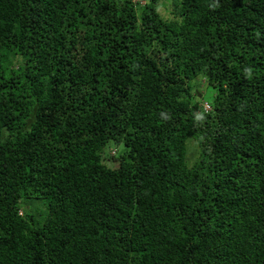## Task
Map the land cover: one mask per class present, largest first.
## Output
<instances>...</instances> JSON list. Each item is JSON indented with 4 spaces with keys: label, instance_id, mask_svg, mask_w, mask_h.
<instances>
[{
    "label": "trees",
    "instance_id": "16d2710c",
    "mask_svg": "<svg viewBox=\"0 0 264 264\" xmlns=\"http://www.w3.org/2000/svg\"><path fill=\"white\" fill-rule=\"evenodd\" d=\"M169 4L0 0V264H264V0Z\"/></svg>",
    "mask_w": 264,
    "mask_h": 264
},
{
    "label": "rangeland",
    "instance_id": "374dc122",
    "mask_svg": "<svg viewBox=\"0 0 264 264\" xmlns=\"http://www.w3.org/2000/svg\"><path fill=\"white\" fill-rule=\"evenodd\" d=\"M134 2H139V4L141 5H145L146 3L149 2V0H133ZM161 3H163V6H161L160 11L163 17L165 18H169L171 17V10H172V6H170V4L167 6L168 4V0H161ZM194 87L199 90L201 92V96H200V100L204 101V102H210L213 100L214 96H215V90L212 89L211 87H209L203 80V78H199L197 79V81H195L193 83ZM191 145V151L189 153V161L191 162V164H193L196 161L197 158V150L195 149V143H190ZM117 153V151H116ZM111 156H115V152L111 153Z\"/></svg>",
    "mask_w": 264,
    "mask_h": 264
},
{
    "label": "built area",
    "instance_id": "2783aa9c",
    "mask_svg": "<svg viewBox=\"0 0 264 264\" xmlns=\"http://www.w3.org/2000/svg\"><path fill=\"white\" fill-rule=\"evenodd\" d=\"M138 2H141V1H138ZM204 110H205L206 112L210 111V110H211L210 105L206 103V104L204 105Z\"/></svg>",
    "mask_w": 264,
    "mask_h": 264
},
{
    "label": "water",
    "instance_id": "95a60500",
    "mask_svg": "<svg viewBox=\"0 0 264 264\" xmlns=\"http://www.w3.org/2000/svg\"><path fill=\"white\" fill-rule=\"evenodd\" d=\"M201 96V95H200Z\"/></svg>",
    "mask_w": 264,
    "mask_h": 264
}]
</instances>
